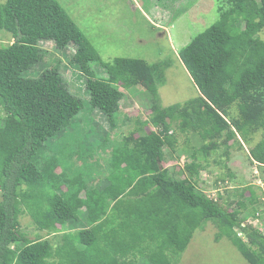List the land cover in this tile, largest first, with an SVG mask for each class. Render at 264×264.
<instances>
[{"label":"trees","instance_id":"trees-1","mask_svg":"<svg viewBox=\"0 0 264 264\" xmlns=\"http://www.w3.org/2000/svg\"><path fill=\"white\" fill-rule=\"evenodd\" d=\"M226 1L217 21L178 52L198 96L163 107L162 64L103 62L56 0H0V35L13 40L0 43V264H175L174 256L207 223L217 229L215 241L226 238L249 264H264L263 234L241 227L248 206L259 211L252 188L245 190L247 199L244 190L237 193L229 210V196L209 199L198 185L210 155L226 148L228 156L234 145L243 151L259 132L248 157L264 166V0ZM43 41L58 51L75 49L70 64L85 78L87 111L99 110L111 127L95 149L83 151L76 136L46 145L61 131L71 135L69 126L84 103L55 69L37 79L25 76L35 65H45L50 54L39 46ZM92 62L105 77H96ZM119 85L140 86L151 98L149 117L135 118L134 131L120 134L121 145L120 139L112 141L124 96ZM120 120L124 125L127 118ZM175 131L192 133L201 142L179 170L164 166L176 153ZM105 146H113L107 151L110 161L91 158ZM85 159L104 173L86 172ZM114 170L121 175L113 177ZM102 174L110 183L101 190ZM228 175L233 177L229 170ZM25 214L45 236L28 237L20 222Z\"/></svg>","mask_w":264,"mask_h":264},{"label":"rangeland","instance_id":"rangeland-1","mask_svg":"<svg viewBox=\"0 0 264 264\" xmlns=\"http://www.w3.org/2000/svg\"><path fill=\"white\" fill-rule=\"evenodd\" d=\"M56 1L84 33L103 62L112 63L115 59L125 58L143 60L150 65L162 64L164 85L159 86L158 92L163 107L183 104L198 96L197 87L180 61L178 52L195 36L217 21L220 7L225 9L228 7L226 0ZM8 42H13L10 35L1 34L0 43L7 44ZM39 46L50 55L46 56L45 65H35L25 76L37 79L43 71L55 69L58 75L66 81L70 93L84 103L83 110L74 117L72 125L69 126L72 128L71 135L61 131L48 140L46 145L51 147L76 136L82 141L83 151H88L92 145L95 149L103 142L105 134L111 127L107 116L99 110L87 111L89 95L85 89V78L70 64L74 47L69 46L58 51L51 41H43ZM58 62L60 65L56 64ZM90 68L97 78L106 76L99 63H90ZM119 90L124 96L119 101L120 113L117 114L118 127L114 130L117 133L115 140L121 139V133L128 134V131L135 127L132 124L133 120L122 125L120 119L127 116L131 119L138 118L140 121L146 120L149 117L151 105L149 93L140 86L124 89L119 85ZM91 131L92 133L88 135ZM175 135L177 137L176 153L173 154L172 159H167L169 163L164 164L171 170H179L184 163H189L191 154L201 145L192 133L181 134L175 131ZM109 136L111 140L113 135ZM260 138V132L255 134L250 145L244 144L243 151L238 150L234 145L231 148L228 162L219 155L222 149H217L216 153L210 155L208 164L203 162L207 166L200 173L198 185L209 199L216 200L218 194L223 199L230 197L233 205L229 210L235 208L237 193L244 190L241 193H244L247 199L249 193L245 190L251 187L258 199L254 207L259 211L252 213V207L248 206L247 210L242 213L246 219L241 227L253 228L264 236V166L251 162L248 157L249 148L255 145ZM107 151H111L110 146L98 147L91 158L102 160L107 157ZM72 152L73 149L69 154ZM164 153L169 157L171 155L167 147L164 148ZM86 155L83 152L82 157L85 158ZM85 160L86 172L104 173L103 169L98 170L94 167L96 165L92 166L88 159ZM223 164L229 167L228 170L232 172L233 177H229L228 170ZM76 168L81 170L79 167ZM221 178H225L224 181ZM20 222L22 230L31 240L36 238V234L42 233L35 230L27 214L20 217ZM82 223L83 221L80 220L79 225ZM241 232L237 230V233L242 235L243 240L246 241L247 238ZM216 234L217 229L211 223H207L203 230H197L186 250L174 256L175 264H249L228 239L222 238L215 241ZM42 236L45 234L42 233Z\"/></svg>","mask_w":264,"mask_h":264},{"label":"crops","instance_id":"crops-1","mask_svg":"<svg viewBox=\"0 0 264 264\" xmlns=\"http://www.w3.org/2000/svg\"><path fill=\"white\" fill-rule=\"evenodd\" d=\"M119 113H120V110H119ZM124 118H127V121H126V123H129V121L130 120H133L134 121V119H131V118H129V117H127V116H124ZM126 123L124 124V125H126ZM132 124H134V122H132ZM131 131H134V128L131 130ZM129 132H130V130H129ZM114 141H115V139H113ZM114 143V142H113ZM120 145H121V139H120ZM111 147V151H112V149H113V146H110ZM110 154L111 153H108L107 154V157H105V160L103 161V162H105V163H107L108 161H110L111 159H110ZM110 159V160H109ZM170 162V161H169ZM168 163V162H167ZM103 173V172H102ZM105 173H107L106 171H105ZM121 174H118V171H116V170H114L113 171V173H112V176L113 177H118V176H120ZM106 176H108L107 174H102L101 176H100V179L98 180V181H100L101 182V187L99 186V188H101V190L104 188V186H102V184H108V183H110V180L108 179H104ZM123 176H125V174L123 175ZM110 177V176H109ZM115 183V182H114ZM111 186H113V184H111ZM80 196H84L83 195V193L82 194H80ZM126 198V197H125ZM113 204L114 203H110L109 205H108V208H111L112 206H113Z\"/></svg>","mask_w":264,"mask_h":264},{"label":"clouds","instance_id":"clouds-1","mask_svg":"<svg viewBox=\"0 0 264 264\" xmlns=\"http://www.w3.org/2000/svg\"><path fill=\"white\" fill-rule=\"evenodd\" d=\"M40 43H41V42H40ZM40 43H39V44H40ZM221 149H222V151L220 152L219 155H220L221 157H223L224 159H226V160H227L226 162H228V160H230V155H231V150H232V149H229V150H228V152H229V155H228V156H225V155H224L225 153L223 154V152H226V151H225L226 148H221ZM221 149H219V150H221ZM223 149H224V150H223ZM197 150H198V149H197ZM197 150H196V151H197ZM215 153H216V152H215ZM211 154H212V153H211ZM221 154H223V155H221ZM207 164H208V163H207ZM223 166H225V164H223ZM226 166H227V165H226ZM228 168H229V167H228ZM244 222H245V221H243L241 224H243ZM242 228H246V227H245V226H242ZM237 230H239V229H237ZM237 230H236V232H237ZM240 231H241V230H240ZM241 233H243V231H242ZM237 234H238V233H237ZM238 237H240L241 239H243V236H242V235L240 236V234H238Z\"/></svg>","mask_w":264,"mask_h":264}]
</instances>
